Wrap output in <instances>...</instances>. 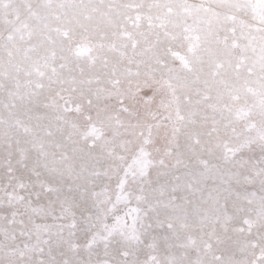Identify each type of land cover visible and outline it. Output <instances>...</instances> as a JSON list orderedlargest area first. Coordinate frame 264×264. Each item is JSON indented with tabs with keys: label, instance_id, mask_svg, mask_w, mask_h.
<instances>
[{
	"label": "snow or ice",
	"instance_id": "obj_1",
	"mask_svg": "<svg viewBox=\"0 0 264 264\" xmlns=\"http://www.w3.org/2000/svg\"><path fill=\"white\" fill-rule=\"evenodd\" d=\"M0 209V264H264V0H0Z\"/></svg>",
	"mask_w": 264,
	"mask_h": 264
},
{
	"label": "rangeland",
	"instance_id": "obj_2",
	"mask_svg": "<svg viewBox=\"0 0 264 264\" xmlns=\"http://www.w3.org/2000/svg\"><path fill=\"white\" fill-rule=\"evenodd\" d=\"M17 2H19V0H17ZM134 206H135L134 204L133 205H129L128 207H125V206L121 205V206L118 207V209L116 211V214L122 216V215H124L125 212H127L129 210V207H134ZM0 211H6V210L0 209Z\"/></svg>",
	"mask_w": 264,
	"mask_h": 264
}]
</instances>
